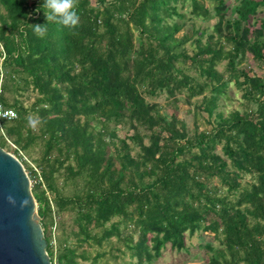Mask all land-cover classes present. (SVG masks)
<instances>
[{
    "label": "trees",
    "instance_id": "16d2710c",
    "mask_svg": "<svg viewBox=\"0 0 264 264\" xmlns=\"http://www.w3.org/2000/svg\"><path fill=\"white\" fill-rule=\"evenodd\" d=\"M43 3L0 0V101L16 112L0 146L27 166L51 263L94 264L104 252L89 248L115 237L135 264H152L167 247L190 253L196 234L202 264H264V77L245 65L264 68V0H237L232 18L227 0H78L71 29L47 23ZM211 13L205 41L183 28ZM46 23L36 35L31 25ZM30 83L38 95L25 105ZM160 92L169 113L147 98ZM227 97L240 106L223 109ZM120 123L131 135H117Z\"/></svg>",
    "mask_w": 264,
    "mask_h": 264
},
{
    "label": "rangeland",
    "instance_id": "374dc122",
    "mask_svg": "<svg viewBox=\"0 0 264 264\" xmlns=\"http://www.w3.org/2000/svg\"><path fill=\"white\" fill-rule=\"evenodd\" d=\"M237 3V0H227V4H229L230 10L228 13V17L232 18L234 16L233 14V10L232 7L234 6V4ZM260 12H259V16H263L264 17V5L262 7H260ZM181 11H185L184 9H180ZM179 23L182 21L181 19H176ZM184 21V19H183ZM216 21V17L214 15V13H211L207 18H190V19H186L185 23V27L188 29L189 26H191V24H194L195 28L203 33V37H202V41L206 40V36L209 33H212L213 29H212V25L215 23ZM184 30H181L179 32V35L183 32ZM186 47L188 48V51L190 52L193 47L192 44L187 43ZM2 60V57L1 59ZM225 60H221L217 66V68L219 70L224 69V65H225ZM245 65L247 68L251 69V71L249 72L250 74L255 73L261 77H264V68L260 67L256 62H253L250 58L245 62ZM4 73V69L2 68L0 70V80L2 79V74ZM237 91V94L235 95V92ZM21 96H19L25 103V105H30L37 97L38 93L36 91V89H34L32 87V84H29V87L24 90L21 91ZM241 94L240 89H238L237 87H233L230 90L229 93V97L232 96V98L237 97ZM229 97L225 98V99H220V104L222 105V108L225 110H229L232 105L235 107L240 106V103L238 102V100H229ZM148 100L151 102H155L160 106V111L165 112V113H169L171 111V108L168 107V94L166 92H160L159 94L155 95V96H147ZM196 99H200V96ZM195 99V100H196ZM184 97L181 96V94L179 95V102H178V115L181 118H184L188 124V126L191 128L192 127V120H193V106L192 105H188L185 104L184 102ZM220 109V108H219ZM203 116H201V114L198 116V122H199V129H202L204 127H209V125L206 122V116L205 114H202ZM32 117H34V114H31ZM36 117V116H35ZM35 120H37L35 118ZM93 124L96 125V122L93 121ZM38 123L36 124V126L34 127V129H37ZM116 129H117V135L121 138H123L125 135L129 134L131 135L132 131L128 128V126L126 124H116ZM191 131V130H190ZM2 137L0 136V139ZM145 142H147V139L144 140ZM128 142L131 144L133 150L132 153H135L136 151H138V147L135 146L134 142L128 140ZM11 147H13L11 144H9ZM4 150H8L7 148H4ZM42 151V144L40 141H37L35 143V145H33L29 150V154L24 152V156L23 157V161L25 163H27L29 166L33 165L31 158H36L38 157V155L41 153ZM11 153V151H8ZM13 154V153H12ZM14 156H16L15 154H13ZM17 157V156H16ZM19 159V157H17ZM21 162L22 160L19 159ZM23 164V163H22ZM23 166L25 167L26 170V165L23 164ZM27 172V170H26ZM28 173V172H27ZM214 179V178H213ZM31 180V186H32V179ZM248 177H246L243 182L247 181ZM216 181L215 179L211 181V184H214ZM59 185H62V179L59 178ZM65 191H68L71 189L70 185H67L66 187H64ZM63 220L65 221V223L70 226L72 225V217H71V213L70 214H64L63 216ZM56 233V232H55ZM57 234V233H56ZM208 237H205L203 239V243L205 242V240H207ZM110 243H104L103 246L100 248L98 246H93L91 248H89L90 252L92 255H94L96 252H104V254L99 257L97 259V261H95L94 264H135V260L131 259L128 252L126 251L125 247L123 246L122 243L118 242L116 240L115 237L111 238V240H109ZM198 242H199V238L197 237V235L195 234L194 236H192L191 238H186V245L188 247H192L190 248V253H185L183 251L181 252H176L174 250H170L169 247H167L166 249L163 250L162 255L156 260L154 261L152 264H202L203 260L201 259V256L204 255V250L202 247H198ZM215 244H217L216 241H213ZM114 247H111V246ZM87 264H93L91 263L89 260L86 262Z\"/></svg>",
    "mask_w": 264,
    "mask_h": 264
},
{
    "label": "water",
    "instance_id": "95a60500",
    "mask_svg": "<svg viewBox=\"0 0 264 264\" xmlns=\"http://www.w3.org/2000/svg\"><path fill=\"white\" fill-rule=\"evenodd\" d=\"M22 162L0 146V264H52Z\"/></svg>",
    "mask_w": 264,
    "mask_h": 264
},
{
    "label": "clouds",
    "instance_id": "9594fccd",
    "mask_svg": "<svg viewBox=\"0 0 264 264\" xmlns=\"http://www.w3.org/2000/svg\"><path fill=\"white\" fill-rule=\"evenodd\" d=\"M47 9L45 13L47 23L55 22L58 25H62L68 28H75L79 25L80 16L78 14V0H44L42 5ZM39 11V9H37ZM46 24L31 25L34 33L40 37H43L47 32ZM38 123L35 119H30L29 124L35 127Z\"/></svg>",
    "mask_w": 264,
    "mask_h": 264
},
{
    "label": "built area",
    "instance_id": "2783aa9c",
    "mask_svg": "<svg viewBox=\"0 0 264 264\" xmlns=\"http://www.w3.org/2000/svg\"><path fill=\"white\" fill-rule=\"evenodd\" d=\"M2 92V84L0 80V94ZM16 117V112L9 107H6L1 101H0V131H2L1 122L4 120H11Z\"/></svg>",
    "mask_w": 264,
    "mask_h": 264
}]
</instances>
